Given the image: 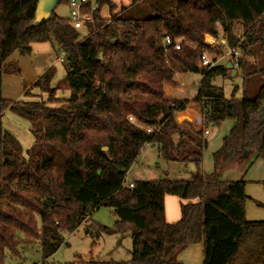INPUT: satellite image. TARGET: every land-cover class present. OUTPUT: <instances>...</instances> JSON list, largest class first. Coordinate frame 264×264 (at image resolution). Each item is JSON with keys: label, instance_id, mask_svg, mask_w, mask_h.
I'll list each match as a JSON object with an SVG mask.
<instances>
[{"label": "trees", "instance_id": "obj_1", "mask_svg": "<svg viewBox=\"0 0 264 264\" xmlns=\"http://www.w3.org/2000/svg\"><path fill=\"white\" fill-rule=\"evenodd\" d=\"M144 1L113 13L111 0H95L81 37L54 12L38 21V0H0V91L2 73L18 72L7 62L13 52L28 55L31 43L49 42L57 59L64 53L61 84L51 86L49 67L24 90V100L0 92V264L5 250L16 252L19 231L38 242L47 264L64 235L100 206L112 210L116 223L98 228L129 236L132 264H180L179 252L195 243L202 244V264H264V219H246L245 181L223 177L233 164L247 167L264 157V0ZM102 6L107 18L99 15ZM206 34L244 54L235 68L239 98L225 97L213 83L227 77L222 63L197 65L202 47L220 52L204 43ZM164 35L180 49L166 53ZM187 72L200 77L196 95L166 99L163 85ZM191 103L199 105V123L178 116ZM5 110L29 123L33 141L25 156L2 126ZM227 119L234 124L212 154L213 171L203 173L204 132ZM147 143L165 162L194 171L187 179L137 180L130 188L126 174ZM165 195L186 201L175 222L165 220Z\"/></svg>", "mask_w": 264, "mask_h": 264}, {"label": "rangeland", "instance_id": "obj_2", "mask_svg": "<svg viewBox=\"0 0 264 264\" xmlns=\"http://www.w3.org/2000/svg\"><path fill=\"white\" fill-rule=\"evenodd\" d=\"M112 1H114V4L117 3L118 6H116L119 9L121 6L129 5L132 0ZM144 2V0H139L141 5H143ZM54 4L55 9L53 12L55 15L61 18H69L68 0L55 1ZM118 9L114 10L113 13ZM133 11L134 10H128L127 14L131 15L134 13ZM99 15L102 18H107L110 15L108 13V8L102 6ZM236 29L238 31V25L236 26ZM78 32L82 37L85 33L84 28L78 29ZM238 34H240L239 31ZM204 38L208 39V34L205 35ZM212 38L214 39V42L212 41V44L209 46L219 49L220 52H216L215 54L209 53V56L218 61L217 63L224 64L229 57L226 51L227 49L226 47L225 49H222L223 46L220 47L219 45H216V42L222 39ZM24 58H27V56L13 53L10 59L7 60V62L16 65L18 72H3L1 75L0 92L1 96L5 99L14 101L24 100L25 98L23 97L22 88L27 85V82L32 78L33 73L36 76V68L34 64H32L28 58L29 62H26ZM196 63L198 65L197 59ZM63 77L64 68L62 64H58L51 80V86L55 87L61 84ZM175 78L179 81V84L183 83V85L180 86V84L177 86L174 97L180 95L188 98L193 97L198 87L199 75L191 72L183 74L176 73ZM213 83L223 89L224 96L227 98L231 97L232 93L234 94V97L239 98L241 96L242 81L239 71L233 78H216ZM172 84H174V82H172ZM234 87L236 88L234 92H232ZM179 90H182V93H180ZM5 111L3 112L5 114H2L1 116L2 126L19 140L23 156H25L26 149L32 145L33 141L28 126L25 127L23 125L26 124V121L20 119V117L18 118L17 115L10 111ZM233 123V120L227 119L218 126H207L206 129L208 134L204 135L206 148L204 150V159L202 161L205 171L208 169L210 170V173L213 171L212 154L221 146L222 138L228 133ZM143 146L145 147L143 148ZM143 146L139 152L137 161L131 165H135V167H133V169L130 168L126 174V183H131L137 180L185 178L182 177V175H186L187 172L182 170L183 166L180 163L165 162L157 156L155 146L148 143ZM137 168L142 170L144 176L137 173ZM247 168L248 170L244 176L245 194L247 196L245 210L247 209L248 219L249 217L251 218L254 216L252 219L261 220L264 218V157H253L252 163ZM235 169L236 168L227 171L229 181L235 179ZM138 175H141L142 177L140 176L139 178ZM168 196L182 200L175 195ZM115 223L116 217L112 213V210L109 207L100 206L88 215L87 219L80 224L77 230L64 235L63 243L52 255L46 258L47 264H118L121 262L132 264L129 262V249L131 245L129 236L127 234L123 236L119 234H107L101 231L97 226L101 225L108 228H114ZM39 224V220L37 219L38 227ZM17 238L19 244L16 248V252L5 250L3 264H41L42 253L38 242L31 241L28 243L27 241L32 238L20 231L17 232Z\"/></svg>", "mask_w": 264, "mask_h": 264}, {"label": "crops", "instance_id": "obj_3", "mask_svg": "<svg viewBox=\"0 0 264 264\" xmlns=\"http://www.w3.org/2000/svg\"><path fill=\"white\" fill-rule=\"evenodd\" d=\"M112 2H114V1H112ZM116 5H117V3H116ZM117 9H118V7H117ZM13 53H17V52H13ZM13 53L9 56V58L7 60L10 59V57L13 55ZM24 56H27V58L30 59L31 63L34 64V66L36 68L35 69L36 70L35 71L36 76L33 73L32 78L29 79V81L27 82V85L22 88V93L24 92V90L26 88L30 87L32 82L40 74H42L46 69H48L49 67H54L56 69V66L58 64H61L58 61V59L56 58L54 49H53V47L51 46V44L49 42H41V43L33 42V43H31V53L29 55H24ZM27 58H24V59H25L26 62H29ZM32 64H31V66H32ZM180 74H183V73H180ZM199 80H200V77H199ZM173 82H174V84L165 83L163 85L164 96H165L166 99H172V98H174V99H192L196 95L197 89H196L195 94L191 98H188V97H185V96L183 97L181 95L174 97V93H175V91L177 89V86L180 85V84H181L180 86H182L183 83L179 84V81L176 80L175 75L173 77ZM181 91L182 90H179L180 93H182ZM33 92H35V91H33ZM58 93H59V90H58ZM5 112H8V111H5ZM3 114H5V113H3ZM178 116L180 118H185L186 120H188L190 122L199 123L200 120H201L199 105L196 104V103L189 104L185 108V110H183L182 112L178 113ZM20 119H22V118H20ZM15 121H17V120H15ZM233 124H232V126H233ZM23 125L25 127L28 126V128H29V123L27 121H26V124H23ZM231 127H230V129H231ZM206 132L207 133H204V135L208 134V131H206ZM144 147L145 146H143V148ZM155 148H156V153H157V156H158V149H157L156 146H155ZM203 155H204V152H203ZM203 159H204V157H203ZM136 161H137V159H136ZM251 163H252V159L250 161V164ZM202 164H203V162L201 163V166H200L201 171L203 173H206V174L210 173L209 169L207 171H205L204 166ZM250 164L248 166H250ZM133 167H135V165L131 166L130 168L133 169ZM247 167H245V164H241V165L233 164L232 166H230L228 169H226L224 171L223 177L226 180H229L228 179L229 177L227 176V171L230 170V169L236 168L234 170L235 176H236L234 180H237V179H240V178L242 180H244V176L246 175V172L248 170ZM194 169L195 168H194L193 165L183 166L182 170L186 171L187 173H186V175H182V177H185V178H182V179H187L189 177L188 174L193 172ZM137 173L141 174L142 176H144L142 174V170L140 168H137ZM141 175H138L139 178H140ZM150 180H152V179H150ZM184 202H186V201L185 200H178L175 197L165 195V197H164V212H165V220L167 222L170 223V222H174V221L179 219V217H180L179 206H180L181 203H184ZM245 216H246L247 220H256V219H252V218H254V216H252L251 218L249 217V219H248L247 209L245 210ZM262 219H264V218H262ZM177 260L180 262V264H202V244L201 243H195V244L189 245L188 247L183 249L181 252H179V254L177 255Z\"/></svg>", "mask_w": 264, "mask_h": 264}, {"label": "built area", "instance_id": "obj_4", "mask_svg": "<svg viewBox=\"0 0 264 264\" xmlns=\"http://www.w3.org/2000/svg\"><path fill=\"white\" fill-rule=\"evenodd\" d=\"M69 4V22L75 29L83 28L86 22L92 21V12L95 10L96 3L95 0H68ZM207 35V34H206ZM205 37V36H204ZM208 39L204 38V43L207 45H211L214 39L212 36L208 35ZM210 39V40H209ZM209 40V41H208ZM163 42L165 45V52L167 53L169 50H179L180 43L175 41L169 35H164ZM225 44V39L219 40L216 42V45L220 47ZM226 51L228 56L232 60V64L234 68H238L239 62L244 58V54L240 51L237 46H226ZM210 52L206 47H202L200 49L199 55L197 57L198 66L199 67H209L217 64L218 61L213 60L211 56H209ZM64 53L61 52L60 56L58 57V61L61 62ZM127 120L134 123L137 127L144 129L146 132H150V128L141 124L138 120H136L132 116H128ZM204 133H207L206 131ZM130 188L133 187L132 183H128Z\"/></svg>", "mask_w": 264, "mask_h": 264}, {"label": "water", "instance_id": "obj_5", "mask_svg": "<svg viewBox=\"0 0 264 264\" xmlns=\"http://www.w3.org/2000/svg\"><path fill=\"white\" fill-rule=\"evenodd\" d=\"M55 1L60 0H38L36 9V19L38 21H44L51 16L55 9ZM224 68L227 70V77L232 78L236 74V69L233 67L232 60L230 57L223 64ZM260 117L264 115V108L259 112Z\"/></svg>", "mask_w": 264, "mask_h": 264}]
</instances>
